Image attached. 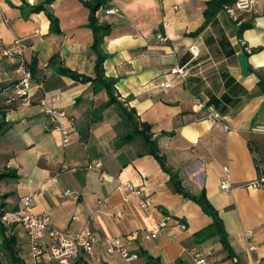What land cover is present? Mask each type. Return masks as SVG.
Here are the masks:
<instances>
[{
	"label": "crops",
	"instance_id": "0c3cea01",
	"mask_svg": "<svg viewBox=\"0 0 264 264\" xmlns=\"http://www.w3.org/2000/svg\"><path fill=\"white\" fill-rule=\"evenodd\" d=\"M43 1L0 0V175L8 174L0 178V224L8 227L3 232L0 226V264H10L3 245L12 232L20 257L30 262L28 233L3 221L26 196L36 214L52 215L56 229L90 226L96 233L93 258L82 255L75 264H196L198 257L207 264H264V188L252 186L264 175V133L254 131L264 125V0H256L252 12L238 13V21L226 6L208 21L210 0H107L96 18L111 26L104 71L115 81L117 101L109 107L105 87L61 73L96 77L87 5L93 0H55L34 12ZM50 15L59 20L60 32H53ZM16 40L23 41L33 73L28 103L15 96L19 59L2 56ZM245 52L248 74L240 58ZM176 65L189 76L174 78ZM172 80V88L161 86ZM43 99L67 118L46 113ZM125 108L152 127L185 189L194 195L205 190L223 221L225 242L212 229L211 216L173 191L169 173L146 153ZM209 110L223 120L212 121ZM56 122L69 127L68 145ZM223 180L231 191L221 189ZM126 183L143 190L147 210ZM165 217L171 218L168 226L146 239L144 233ZM108 238L121 239L138 259L109 254Z\"/></svg>",
	"mask_w": 264,
	"mask_h": 264
},
{
	"label": "built area",
	"instance_id": "2783aa9c",
	"mask_svg": "<svg viewBox=\"0 0 264 264\" xmlns=\"http://www.w3.org/2000/svg\"><path fill=\"white\" fill-rule=\"evenodd\" d=\"M256 0H236L233 5H227L225 10L234 19L238 21V13L252 12L255 9ZM15 48L5 49L2 53L3 57L18 58L19 63L17 66V72L20 74V79L15 85L16 98L28 103L31 100V87L33 82V73L29 68L25 58L24 50L25 45L22 40H16L14 43ZM246 51L251 53L250 49L246 47ZM192 52L195 56L198 55V49L193 48ZM170 74L176 79H185L189 76V70L186 67L174 66ZM174 80L162 83L164 88H172ZM60 99V96L54 97L52 102L55 103ZM11 102V99L8 100ZM41 106L45 112L54 118L66 119L67 113L65 111L58 110L54 106L50 105L46 99L41 100ZM201 108L203 104L199 105ZM209 118L214 122H221L223 118L213 110H209ZM73 124V119H71ZM229 127L226 126V129ZM56 131L60 132L63 137V144L68 145L70 143V129L64 126L61 122H56ZM255 132L264 133V125H258L254 128ZM128 189H130L136 196L140 198V206L142 209L147 210L149 208L148 201L144 198V192L141 188H138L131 183H126ZM252 186L256 188H264V175H260L258 179L252 183ZM221 189L224 191H231L232 185L229 180H223L221 182ZM71 191H66L65 195H70ZM170 217L165 219L157 225L152 231H146L144 237L148 240L157 238L161 230L168 226ZM3 221L6 226L19 225L22 226L28 233L30 243V262L29 264H75L82 255L88 256L90 259L94 256V246L99 242V238L90 226L84 227L79 232H67L56 229L52 225V215L50 213L36 214L33 207L32 197L26 196L21 198L19 207L5 212ZM253 233L249 231L248 236ZM107 246V252L109 254L119 253L122 257L132 262L138 259L139 255L130 251L125 243L118 238H108L105 240ZM196 264H207L204 257H198ZM256 264H263L259 259Z\"/></svg>",
	"mask_w": 264,
	"mask_h": 264
},
{
	"label": "trees",
	"instance_id": "16d2710c",
	"mask_svg": "<svg viewBox=\"0 0 264 264\" xmlns=\"http://www.w3.org/2000/svg\"><path fill=\"white\" fill-rule=\"evenodd\" d=\"M55 0H45L40 4L35 5L33 8L34 12H39L45 9L48 4H51ZM107 2V0H93L92 2H88L87 5L91 10V18L90 25L94 33V42H93V50L97 54L96 61V77H88L85 75H80L69 69H62L61 73L67 75L75 80H82L84 82H92L93 84H97L99 87H105L110 95V101L106 104L105 107L111 106L114 102L117 101L115 97V81L110 80L105 76L104 71V63L107 59V55L104 51V40L106 36H108L111 32L110 25H102L99 23L96 18L97 11ZM236 0H210L209 2V10H208V21L214 16L218 11L224 9L225 6L231 5L235 3ZM52 20V30L57 33L59 31V20L52 15H50ZM247 55L248 53L245 52ZM125 113L127 115L128 120L134 126L135 134L138 135L144 143V147L147 154H151L156 157L162 168L169 173L170 175V186L173 191L178 194L183 195L185 198L191 199L196 202L203 210V212L213 219V227L214 232L222 236L223 242L226 240L225 231L223 229V221L219 216L218 211L213 207L210 201L207 198L205 190H203L199 195H194L188 192L183 186L182 180L178 177L176 173L170 168L167 164V158L160 150L157 141L154 139V135L152 134V127L147 123H138L135 119V112L132 110H128L125 108ZM2 130V126H0V132ZM252 153L254 154V160L256 163V167L258 171L261 172L259 153L255 146H251ZM263 175V174H262ZM8 174H1L0 178L7 177ZM2 231L6 232L8 227L0 224ZM15 226V225H14ZM27 232V231H26ZM3 249L8 255L10 259V264H26L25 261L20 257V249H19V239L16 233L12 232L10 235L5 237Z\"/></svg>",
	"mask_w": 264,
	"mask_h": 264
},
{
	"label": "water",
	"instance_id": "95a60500",
	"mask_svg": "<svg viewBox=\"0 0 264 264\" xmlns=\"http://www.w3.org/2000/svg\"><path fill=\"white\" fill-rule=\"evenodd\" d=\"M240 58H241V62H242L243 72H244V74H248L249 70H248V58H247V55L245 53H242ZM128 138L131 139L132 137H128Z\"/></svg>",
	"mask_w": 264,
	"mask_h": 264
},
{
	"label": "rangeland",
	"instance_id": "374dc122",
	"mask_svg": "<svg viewBox=\"0 0 264 264\" xmlns=\"http://www.w3.org/2000/svg\"><path fill=\"white\" fill-rule=\"evenodd\" d=\"M134 140L137 141V142H140L141 141V139L138 136H135V139Z\"/></svg>",
	"mask_w": 264,
	"mask_h": 264
}]
</instances>
